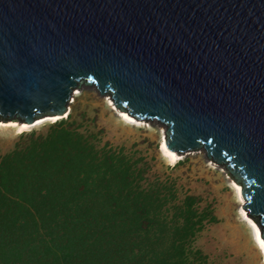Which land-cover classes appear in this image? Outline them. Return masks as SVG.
<instances>
[{
    "label": "water",
    "instance_id": "obj_1",
    "mask_svg": "<svg viewBox=\"0 0 264 264\" xmlns=\"http://www.w3.org/2000/svg\"><path fill=\"white\" fill-rule=\"evenodd\" d=\"M82 88L223 166L264 242V0H0V121Z\"/></svg>",
    "mask_w": 264,
    "mask_h": 264
},
{
    "label": "rangeland",
    "instance_id": "obj_2",
    "mask_svg": "<svg viewBox=\"0 0 264 264\" xmlns=\"http://www.w3.org/2000/svg\"><path fill=\"white\" fill-rule=\"evenodd\" d=\"M76 91L79 94L72 97L68 114H65L67 118L44 123L20 134L10 129L0 130V158L16 149H25L32 139L45 137L61 122L70 123L78 133L88 137L96 156L94 164L99 165L104 156H110L115 166H127L134 173L137 187L134 190L142 192L143 196L147 191L157 192L163 199V205L156 208L161 215L157 217L162 226L161 234L152 240H156L161 257L168 263L263 264L250 230L239 215L240 204L223 167L208 160L201 150L179 154L180 161L169 165L159 150L163 131L158 125L144 121L127 123L121 120L119 111L109 105L108 97L99 96L93 89ZM55 169V165H50L47 172L54 174ZM70 185L66 191L71 193ZM89 189L92 190L87 197L74 207L77 211L89 209L101 215L97 216L96 225L91 223L83 227L88 250L91 254H99V259L106 257L109 264L127 263L131 258L127 227L120 219L112 227L102 217L103 212L111 211L110 198L118 197L120 189L113 182L105 188L99 177ZM189 199L191 210L202 223L182 241L185 251L178 254L173 249L180 243L176 230L180 235L178 228L182 226ZM11 204V209L19 210ZM31 204H26L25 208L33 212L38 204ZM153 204L149 205L150 209H154ZM211 215L216 222L208 223ZM12 229V234L21 238L20 232ZM18 240L21 243V239Z\"/></svg>",
    "mask_w": 264,
    "mask_h": 264
},
{
    "label": "trees",
    "instance_id": "obj_3",
    "mask_svg": "<svg viewBox=\"0 0 264 264\" xmlns=\"http://www.w3.org/2000/svg\"><path fill=\"white\" fill-rule=\"evenodd\" d=\"M93 150L88 137L61 122L45 137L32 139L25 149L0 158V264H109L106 257L91 254L83 230L91 223L96 225L100 213L74 208L98 177L105 188L113 182L120 189L118 197L110 198L111 211L102 213L112 227L120 219L128 229L131 258L120 264H178L162 258L152 240L161 231L156 208L163 205V199L157 192L147 191L143 196L134 190V173L127 166H115L110 156L94 164ZM50 165L56 168L51 175L47 172ZM187 201L180 235L176 230L180 243L173 247L178 254L185 251L182 241L202 223ZM11 203L19 210L11 209ZM31 203L38 204L33 212L25 208ZM151 204L154 209L149 208ZM214 222L211 215L208 223ZM11 229L20 232L21 238Z\"/></svg>",
    "mask_w": 264,
    "mask_h": 264
},
{
    "label": "bare ground",
    "instance_id": "obj_4",
    "mask_svg": "<svg viewBox=\"0 0 264 264\" xmlns=\"http://www.w3.org/2000/svg\"><path fill=\"white\" fill-rule=\"evenodd\" d=\"M78 94H79V92L76 91V92H74L72 94V97H74V96H76ZM108 102H109V105L111 107L114 106L113 103L111 101H109V99H108ZM68 111L69 110L67 109V111H66L67 114H68ZM65 114L63 116H49V117H45L43 119L41 118V119H38L32 125L31 124L27 125V123H25V122L19 123V122H14V121H0V130L10 129V130H13L17 134L25 133V132L30 131L33 128H36L37 126H40V125L44 124V123H56L57 121H59L61 119L67 118V115H65ZM119 114H120L119 117L121 118V120H123V121H125L127 123H132V124L136 123V122L138 123L137 120H135L133 117L129 116L128 114H126L124 112H120L119 111ZM156 125H158V124H156ZM158 126L160 127L161 131H163L161 139H160V144H159L160 153L167 160L168 164L173 166L178 161H180V155H182L184 153H178L177 154L176 152H174V151L171 152V151H169L166 148V146H165V127H163L161 125H158ZM201 151L204 153L203 150H201ZM228 179H229V183H230V188H231L235 198L237 199V201L240 204L239 215L243 219V221L246 223V225L248 226V228L250 230V234H251L252 240H253V243L255 244L256 248L258 249V251H259V253L261 255V258H262V263L264 264V248L261 247V243H260V242H263V240L261 238L260 227L258 226L256 221L252 217H250L248 215L246 210L242 209V206L245 204V200L240 195V186H239V184L236 182V180L234 178H232L230 176H229ZM258 235H259V241L257 239Z\"/></svg>",
    "mask_w": 264,
    "mask_h": 264
},
{
    "label": "snow or ice",
    "instance_id": "obj_5",
    "mask_svg": "<svg viewBox=\"0 0 264 264\" xmlns=\"http://www.w3.org/2000/svg\"><path fill=\"white\" fill-rule=\"evenodd\" d=\"M257 239L259 241V235L257 236ZM261 243V247L264 248V242H260Z\"/></svg>",
    "mask_w": 264,
    "mask_h": 264
}]
</instances>
